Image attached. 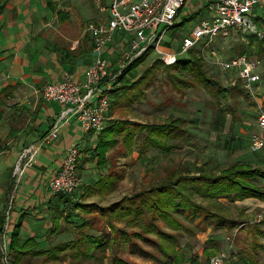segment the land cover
I'll use <instances>...</instances> for the list:
<instances>
[{"label": "rangeland", "instance_id": "rangeland-1", "mask_svg": "<svg viewBox=\"0 0 264 264\" xmlns=\"http://www.w3.org/2000/svg\"><path fill=\"white\" fill-rule=\"evenodd\" d=\"M77 3L75 2L76 6ZM199 9V14L190 18L186 17ZM206 10L205 0H186L175 17V26L163 36L161 47L171 51L177 50L181 38L190 33L192 26L198 20L206 17ZM121 41L124 42L123 37L119 42ZM250 41L247 34L231 29L227 35L217 37L209 50L201 52L200 48H195L190 51L204 59L203 66L210 79L217 81L220 87L222 85L230 90L226 98L213 90V87L210 89L202 86L190 74L176 72L170 68L171 65L167 67L166 63L152 50L147 51L148 54L136 68L133 77L126 75L127 83H130L128 87L120 88V82L117 78L115 79L113 83L115 85L110 94L109 109L116 116L114 121L124 123L122 125L125 127L124 132H128L127 137L117 135L115 144L105 151L106 163L102 167L104 175L99 182L85 184L88 183L87 176L78 169L84 186L76 190L72 197L83 209L79 208L75 211L67 207V210L71 211L67 213L68 220L73 221L71 223L66 221V228L70 233L64 236V239L74 241L84 236H96L103 244L99 248L92 247L91 258H85L81 253L75 254V249L72 247L64 253L58 264H113L115 259L125 260L128 264H158L161 255L156 242L159 238L154 231L130 240L124 233L135 229L127 225V219L108 218L97 211L94 205L107 206L120 200L124 195L135 194L152 185L165 182L169 176L181 173V169L188 168L195 171V167L203 165L207 159L221 165L232 161H249L250 163L259 161L257 158L261 155V150L250 149L249 137L256 130L257 111L264 110V54L256 53L254 43L251 44ZM126 47L118 49L114 59L116 64ZM211 50L215 52V55L210 53ZM241 50H245L249 58L260 61L258 71L261 81L255 88L257 93L255 97L246 98L239 90L231 89L234 85L238 86L237 88H243L242 81H239L233 72L220 70L213 62L215 58L224 60L239 55ZM142 54L144 53L138 56ZM138 56L133 58L127 67ZM188 56L187 52L180 57ZM109 72L117 71L115 68ZM184 81L192 82V85H187ZM227 108L235 109V113L233 115L224 113L223 111L227 112ZM175 117L184 119L182 125L184 131L178 139L169 140V143L173 144L171 151L165 152L151 146L146 124H161ZM261 182L264 183V181ZM85 204L89 206L85 207ZM229 208L231 217L241 219L236 227L213 229L209 225L205 231L197 232L191 238L188 237L187 232H184L179 240L180 245L190 241L192 250L200 256V263L206 264L210 255L209 257L201 255L204 246L211 250V255L220 251L228 254L232 252L231 247L235 245H242L244 249L249 248L251 234L255 232L257 238L253 240L257 241V251L254 250V241H252V248L257 252V260L255 259L254 264H264V222L250 224L246 221L247 219H244V213L237 215L233 205ZM81 221L87 224L83 229L79 230L73 226V222L76 224ZM158 224L166 229L165 223L161 220H158ZM246 224H249L248 228ZM242 227L243 232H240ZM85 240L80 244L82 251L86 249L85 244H88V240ZM23 260L27 262L26 264L55 263L48 262L43 256L27 255Z\"/></svg>", "mask_w": 264, "mask_h": 264}, {"label": "crops", "instance_id": "crops-1", "mask_svg": "<svg viewBox=\"0 0 264 264\" xmlns=\"http://www.w3.org/2000/svg\"><path fill=\"white\" fill-rule=\"evenodd\" d=\"M108 1L103 0V4ZM251 17L264 31V3L254 5ZM106 19L107 12H102L94 0H0V245L5 244L6 250L17 222L20 241L31 237L36 248L47 249L70 241L64 239L70 233L66 228L69 209L48 188L47 180L59 171L71 146L79 149L80 169L88 181L85 184L97 183L104 175L93 154L98 133L84 130L72 114L60 118L64 106L44 99L41 90L64 74L83 81L86 68L96 57L86 25ZM122 37L124 42H119ZM127 37L128 34L116 33L102 48L109 70L116 68L114 59ZM115 118L109 109L107 120ZM55 122L56 136L46 140ZM255 132L261 133L257 125ZM30 145L36 149L34 163L14 176L20 153ZM260 154L257 162H264V148ZM235 204L246 208L243 216L250 224L264 222L263 200L245 198ZM257 214L261 215L260 221H252ZM252 234L249 248L230 246L229 264H251L257 260V250L252 248L257 235Z\"/></svg>", "mask_w": 264, "mask_h": 264}, {"label": "trees", "instance_id": "trees-1", "mask_svg": "<svg viewBox=\"0 0 264 264\" xmlns=\"http://www.w3.org/2000/svg\"><path fill=\"white\" fill-rule=\"evenodd\" d=\"M200 9L186 17L190 18L199 14ZM257 21V19L254 20L256 24ZM247 35L251 39L250 43H254V51L263 55L264 38L256 39L253 34ZM188 53V57H178L174 63L166 64V66L171 65L170 68H173L176 72L190 74L196 82L198 81L202 86L210 89L213 87V90H216L217 93L226 98L230 94V90L222 87V85L220 87L217 81L210 79L206 75L203 66L204 59L190 51ZM240 53L245 54V50H241ZM147 54L148 52L138 56L117 77V81L121 84L120 88H126L130 85L129 82L127 83L128 78H125L126 75L133 77L136 68L144 61ZM184 83L192 85V82L184 81ZM237 87L234 85L231 89L239 90L246 98L250 97L247 90ZM221 109L225 110L223 107ZM223 112L232 113L233 115L235 109L227 108V112ZM183 121V118L175 117L161 124H146L151 146L165 152L171 151L173 144L169 143V140L178 139L182 136L184 131L182 127ZM122 124H124L122 121L109 120L97 134V141L93 148L97 167H103L106 163L104 161L105 151L115 144L117 135L121 134L127 137L128 132H124L125 127ZM78 169H80V165H78ZM181 171H179L181 173L176 175L173 174L172 177L169 176L165 182L152 185L148 189L141 190L135 194L124 195L120 200L107 206L94 205L97 211L108 218L127 219V225L131 229H135L124 233L126 238L130 240H134L135 237H139L144 233L154 231L159 238L156 242V247L161 255L159 262H157L158 264H201L200 256L192 250L190 241L180 245L179 240L183 233L187 232L189 234L188 237L191 238L195 236V233L205 231L209 225L213 229L218 227L233 228L240 223L241 219L239 217L233 218L229 215L230 205H233L237 210V215H242L246 208L236 205V201H242L245 198H256L264 201V183L261 182L264 181V162L232 161L221 165L207 159L203 162V165L195 167V171L188 168L181 169ZM83 186L84 184L81 187ZM73 194L56 193L60 199H63V202L67 205L66 207H71L69 209H83V207L78 205L79 202L76 199L72 201ZM88 206L89 204H85V207ZM68 217L69 215H66V221L71 223L73 220H68ZM158 220L165 223L167 230L158 224ZM2 222L3 218L0 217V225ZM73 223V226L79 230L87 226L82 221L76 224L75 222ZM19 233L20 223L17 222L12 229L7 249L8 264H26L27 262H23V259L27 255L43 256L48 262L58 264L72 244H74L75 254L81 253L83 257L91 258L93 256L91 254L92 247L99 248L103 244L96 236H84L75 241L72 239L58 242L47 249H43L36 248V243H32L33 238L31 237L21 242ZM84 240L88 244H85L86 249L82 251L80 244ZM256 247L257 243L255 242V250L257 249ZM210 254L211 250L204 246L201 255L208 257ZM2 257L3 254L0 251V260ZM252 263L254 264V262ZM113 264L128 263L125 260L115 259Z\"/></svg>", "mask_w": 264, "mask_h": 264}, {"label": "built area", "instance_id": "built-area-1", "mask_svg": "<svg viewBox=\"0 0 264 264\" xmlns=\"http://www.w3.org/2000/svg\"><path fill=\"white\" fill-rule=\"evenodd\" d=\"M186 0H94L95 5L107 12L106 21L88 23L86 30L93 40L95 60L85 72L83 81H75L68 74L55 82L46 83L41 90L42 97L54 100L64 106L61 116L72 114L86 131L99 133L106 125L110 108V94L117 76L127 67L133 58L149 50L155 52L166 64H172L182 54L195 48L201 52L212 48L215 39L225 36L235 29L242 34H253L262 38L264 31L252 19L251 11L255 4L264 0H205L207 15L192 26L190 33L183 36L177 50L161 47L166 32L175 26V17L181 11ZM116 33L129 34L124 45L127 46L117 61L116 71L109 72L107 57L102 48L112 41ZM120 47V48H121ZM211 54L215 55L213 50ZM214 64L224 72H233L242 81L243 88L251 97H255V88L261 81L258 71L260 61L239 54L228 59L215 58ZM256 125L264 134V110L256 113ZM58 122H55L45 139L56 136ZM254 132L249 137V147L253 151L264 148V136ZM36 149L30 145L22 150L14 168V176L19 175L23 167L34 163ZM80 152L77 146H71L62 159L59 171L47 180L48 188L54 193L72 194L83 181L78 173ZM260 214L252 220L259 222ZM3 254L0 262L8 263L5 244L0 245ZM206 264H229V256L220 251L211 255Z\"/></svg>", "mask_w": 264, "mask_h": 264}]
</instances>
